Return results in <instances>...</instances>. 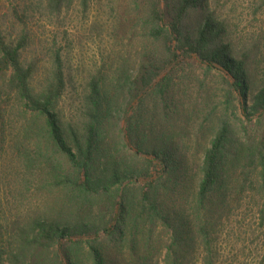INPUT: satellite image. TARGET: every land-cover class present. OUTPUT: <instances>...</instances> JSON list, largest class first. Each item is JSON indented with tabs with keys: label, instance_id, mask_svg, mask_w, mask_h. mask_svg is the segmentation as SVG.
<instances>
[{
	"label": "trees",
	"instance_id": "1",
	"mask_svg": "<svg viewBox=\"0 0 264 264\" xmlns=\"http://www.w3.org/2000/svg\"><path fill=\"white\" fill-rule=\"evenodd\" d=\"M72 1L0 13V264H218L248 194L264 223L262 41L233 38L209 0H118L79 90L62 48L29 28ZM196 64L223 77L220 99ZM234 103L253 135L235 137Z\"/></svg>",
	"mask_w": 264,
	"mask_h": 264
},
{
	"label": "rangeland",
	"instance_id": "2",
	"mask_svg": "<svg viewBox=\"0 0 264 264\" xmlns=\"http://www.w3.org/2000/svg\"><path fill=\"white\" fill-rule=\"evenodd\" d=\"M116 1L118 0H89L84 11L79 0H73L71 6L63 10L58 17H39L29 25L43 48L51 47L54 43L56 47L62 48L63 58L69 62L77 79L76 84H80L79 90L94 68L101 64V56L110 50L111 41L104 32L105 28H110L107 20L110 5ZM128 1L124 0L123 4ZM209 2L210 8L216 10L219 20L225 21L231 27L229 31L233 38L240 40L255 37L262 41L261 49L264 52V11L254 13L257 0ZM8 3L9 0H0V13ZM129 38V35L124 36L123 44L126 43L129 57L132 59L135 51L130 46L135 47V42L128 45ZM257 62H260L258 58ZM192 71L198 82L204 81L210 91L215 90L214 93L219 99L223 96V77L221 78L216 69H211L205 76L204 67L196 64L193 65ZM219 99L215 98V101ZM234 105L236 109L233 112L232 124L235 137L243 139L245 135H253L256 130L255 120H244L238 105ZM6 194L0 191L1 210H4V206L5 210L10 209L12 200L6 197ZM261 207L262 198L257 193H251L244 198L241 207L233 211L218 240V264H264V223H261L259 215Z\"/></svg>",
	"mask_w": 264,
	"mask_h": 264
}]
</instances>
